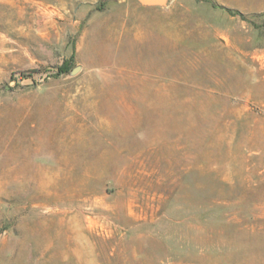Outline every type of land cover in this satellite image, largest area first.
<instances>
[{"label": "rangeland", "instance_id": "rangeland-1", "mask_svg": "<svg viewBox=\"0 0 264 264\" xmlns=\"http://www.w3.org/2000/svg\"><path fill=\"white\" fill-rule=\"evenodd\" d=\"M0 264H264V0H0Z\"/></svg>", "mask_w": 264, "mask_h": 264}, {"label": "trees", "instance_id": "trees-1", "mask_svg": "<svg viewBox=\"0 0 264 264\" xmlns=\"http://www.w3.org/2000/svg\"><path fill=\"white\" fill-rule=\"evenodd\" d=\"M224 9H225L227 12L231 13V14H238V15H240L241 17H244V15H243L240 11H238V10H234V9H232V8H229V7H224ZM66 69H67V68H66V65L60 66V70L65 71Z\"/></svg>", "mask_w": 264, "mask_h": 264}, {"label": "water", "instance_id": "water-1", "mask_svg": "<svg viewBox=\"0 0 264 264\" xmlns=\"http://www.w3.org/2000/svg\"><path fill=\"white\" fill-rule=\"evenodd\" d=\"M142 3L147 4V5H153V4H165L167 0H140Z\"/></svg>", "mask_w": 264, "mask_h": 264}]
</instances>
